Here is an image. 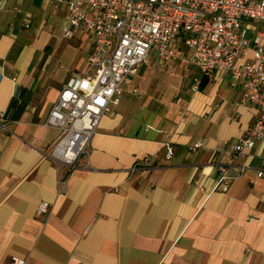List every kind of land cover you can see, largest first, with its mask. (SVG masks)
Wrapping results in <instances>:
<instances>
[{"label": "crops", "instance_id": "0c3cea01", "mask_svg": "<svg viewBox=\"0 0 264 264\" xmlns=\"http://www.w3.org/2000/svg\"><path fill=\"white\" fill-rule=\"evenodd\" d=\"M66 11L46 0L0 10V113L16 95L24 104L0 125V264H264V139L232 154L257 112L229 73L194 89L204 76L178 57L179 39L175 59L151 53L129 77L74 170L49 158L58 131L43 123L93 42L85 29L63 36ZM146 156L152 166L130 176ZM220 167L225 193L213 190Z\"/></svg>", "mask_w": 264, "mask_h": 264}, {"label": "built area", "instance_id": "2783aa9c", "mask_svg": "<svg viewBox=\"0 0 264 264\" xmlns=\"http://www.w3.org/2000/svg\"><path fill=\"white\" fill-rule=\"evenodd\" d=\"M7 0H0V10ZM65 5L67 24L63 36L71 38L78 29L93 36L83 74L73 73L61 88L43 123L58 131L49 158L59 167L74 170L88 155L101 118L119 103L124 84L136 70L149 62L151 53L166 62L176 58L175 42L188 50L178 56L196 65L204 77L229 73L241 82L240 104L257 112L245 135L232 148L245 156L264 139V0H46ZM26 28L28 25L25 26ZM0 75V80H1ZM199 82H195L197 89ZM234 86V84H232ZM18 97V95H16ZM0 113V125L6 126ZM167 157L173 155L169 141ZM152 166L146 156L136 162L129 175ZM246 166L239 167L242 175ZM213 190L227 192L230 177L225 168ZM258 177L264 172L257 173ZM41 203L39 213L45 212ZM12 264H25L12 258Z\"/></svg>", "mask_w": 264, "mask_h": 264}, {"label": "trees", "instance_id": "16d2710c", "mask_svg": "<svg viewBox=\"0 0 264 264\" xmlns=\"http://www.w3.org/2000/svg\"><path fill=\"white\" fill-rule=\"evenodd\" d=\"M207 83H208V78L202 77L198 89L203 90ZM23 109H24V104L20 103L19 98L18 97L12 98L8 109L4 112L6 120L9 119L13 111H17L18 113H21Z\"/></svg>", "mask_w": 264, "mask_h": 264}, {"label": "rangeland", "instance_id": "374dc122", "mask_svg": "<svg viewBox=\"0 0 264 264\" xmlns=\"http://www.w3.org/2000/svg\"><path fill=\"white\" fill-rule=\"evenodd\" d=\"M120 100V99H119ZM115 107V106H114Z\"/></svg>", "mask_w": 264, "mask_h": 264}]
</instances>
